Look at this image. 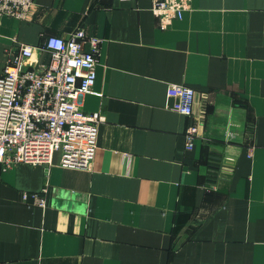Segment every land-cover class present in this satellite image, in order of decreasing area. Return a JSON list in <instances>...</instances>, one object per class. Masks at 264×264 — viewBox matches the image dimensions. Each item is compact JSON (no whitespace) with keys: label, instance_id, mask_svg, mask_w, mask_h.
<instances>
[{"label":"crops","instance_id":"crops-1","mask_svg":"<svg viewBox=\"0 0 264 264\" xmlns=\"http://www.w3.org/2000/svg\"><path fill=\"white\" fill-rule=\"evenodd\" d=\"M191 1L167 29L152 0L0 17V74L21 43L100 37L81 101L103 116L89 168L0 163V264H264V0Z\"/></svg>","mask_w":264,"mask_h":264},{"label":"built area","instance_id":"built-area-1","mask_svg":"<svg viewBox=\"0 0 264 264\" xmlns=\"http://www.w3.org/2000/svg\"><path fill=\"white\" fill-rule=\"evenodd\" d=\"M33 4L0 0V17L27 19ZM191 5V0H152L151 8L167 29ZM101 41L81 27L67 36L50 35L40 46L20 44L0 74V163L5 168L18 163L49 168L58 152L64 166L92 165L103 116L84 110L81 99L95 84ZM177 90L180 112L193 115L195 89L182 85ZM186 135L192 148L198 125L189 126Z\"/></svg>","mask_w":264,"mask_h":264},{"label":"water","instance_id":"water-1","mask_svg":"<svg viewBox=\"0 0 264 264\" xmlns=\"http://www.w3.org/2000/svg\"><path fill=\"white\" fill-rule=\"evenodd\" d=\"M230 161H231V159H229V158H225L224 159V162L227 164V163H230Z\"/></svg>","mask_w":264,"mask_h":264},{"label":"trees","instance_id":"trees-1","mask_svg":"<svg viewBox=\"0 0 264 264\" xmlns=\"http://www.w3.org/2000/svg\"><path fill=\"white\" fill-rule=\"evenodd\" d=\"M215 167V164L213 165ZM219 167V166H218ZM216 168H217V164H216Z\"/></svg>","mask_w":264,"mask_h":264}]
</instances>
